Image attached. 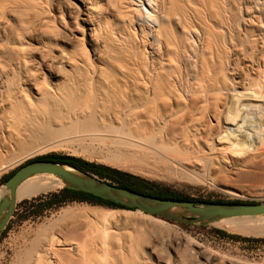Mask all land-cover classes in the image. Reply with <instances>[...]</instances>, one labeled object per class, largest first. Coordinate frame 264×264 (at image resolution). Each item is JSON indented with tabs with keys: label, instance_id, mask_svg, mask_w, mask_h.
I'll return each mask as SVG.
<instances>
[{
	"label": "bare ground",
	"instance_id": "1",
	"mask_svg": "<svg viewBox=\"0 0 264 264\" xmlns=\"http://www.w3.org/2000/svg\"><path fill=\"white\" fill-rule=\"evenodd\" d=\"M102 1L0 0V145L94 132L165 175L258 157L264 169V0ZM19 143L0 169L29 154ZM63 185L33 175L16 201ZM216 223L264 235V214ZM158 229L140 211L65 208L16 264H151ZM185 259L213 264L200 250Z\"/></svg>",
	"mask_w": 264,
	"mask_h": 264
},
{
	"label": "rangeland",
	"instance_id": "2",
	"mask_svg": "<svg viewBox=\"0 0 264 264\" xmlns=\"http://www.w3.org/2000/svg\"><path fill=\"white\" fill-rule=\"evenodd\" d=\"M101 2L103 1L101 0ZM67 47L72 48L71 46ZM109 54L115 57L122 56L121 52L118 54L109 52ZM77 133L79 132H64L51 136L46 141L37 142L30 140L26 132L20 137H6L5 141L1 143L3 145H0V164L6 160L4 158H9L8 155L17 152L20 140H25L24 144L27 149L31 150H28L29 154L22 161L7 164V168L0 169V201L9 195V190L5 185L6 179L3 178L6 174L38 156L63 154L127 171L156 185L167 187L172 193L180 197H187L198 202L231 200L264 202V169L260 165V157L248 158L249 162L245 161L246 159L240 160L237 163L238 166L234 162L225 163L222 165V171L217 170L216 165H213L214 168L208 166L209 168L205 167V169L200 163L186 162L182 166L176 164L173 166L175 172L172 171L173 173L170 175H165L150 165L143 158L141 151L139 152L138 149L134 148L130 151L123 146L121 147L113 142L112 137L107 134L88 132L90 134L88 135L87 132H80L78 134L80 136H78ZM47 193L16 201L15 209L0 233V264H16L19 256L29 247L30 241L40 236L41 227L48 221L57 218L65 208L93 207L102 210L139 211L138 209L111 207L103 203L78 199L44 208L39 200H32ZM142 213L159 222V234H156L152 240V245H150L152 251L150 253L151 264H166L169 258L170 263L167 261L168 264H187L185 258L197 250H200L205 256L207 255L213 264H264V235L262 234L254 235L229 230L218 225L216 221L189 224L150 213ZM55 231H58V227ZM177 237L183 241L178 242L174 239ZM170 240L172 241L171 245L168 244ZM190 247L193 249L190 250ZM146 250L148 251V248Z\"/></svg>",
	"mask_w": 264,
	"mask_h": 264
},
{
	"label": "water",
	"instance_id": "3",
	"mask_svg": "<svg viewBox=\"0 0 264 264\" xmlns=\"http://www.w3.org/2000/svg\"><path fill=\"white\" fill-rule=\"evenodd\" d=\"M41 173L54 174L60 177L64 182L63 186L76 191L112 201L127 209H138L144 213L158 215L177 222L210 223L223 218L264 214V202L197 203L192 200L160 198L118 186L96 175L70 172L61 163L46 159H31L15 169L5 180L9 195L0 201V233L15 209L17 186L23 180Z\"/></svg>",
	"mask_w": 264,
	"mask_h": 264
},
{
	"label": "trees",
	"instance_id": "4",
	"mask_svg": "<svg viewBox=\"0 0 264 264\" xmlns=\"http://www.w3.org/2000/svg\"><path fill=\"white\" fill-rule=\"evenodd\" d=\"M34 159H46L64 165H69L70 167H73L82 173L96 175L101 179H107V181H109L110 183H114L118 186L130 190H134L137 192L145 193L148 195H153L160 198L192 200L187 197H180L175 193H172L167 187L156 185L155 183L149 182L148 180L136 176L134 174H131L127 171H123L107 165L99 164L93 161L84 160L80 157H76L72 155H63V154H47V155L38 156ZM13 171L6 174L3 178L7 179L12 174ZM74 199L85 200L88 202L103 203L111 207L126 208L112 201L104 200L102 198L93 196L85 192L76 191L66 186H63L53 192H48L47 194L39 195L33 198L32 200L33 201L39 200V203L42 204L44 208H50L56 205H60L65 201L74 200ZM195 202L203 203L198 201ZM209 202L251 203L252 201L231 200V201H209ZM29 204L34 205L33 203H29Z\"/></svg>",
	"mask_w": 264,
	"mask_h": 264
},
{
	"label": "flooded vegetation",
	"instance_id": "5",
	"mask_svg": "<svg viewBox=\"0 0 264 264\" xmlns=\"http://www.w3.org/2000/svg\"><path fill=\"white\" fill-rule=\"evenodd\" d=\"M13 172H14V171H13ZM13 172H12V173H13Z\"/></svg>",
	"mask_w": 264,
	"mask_h": 264
}]
</instances>
